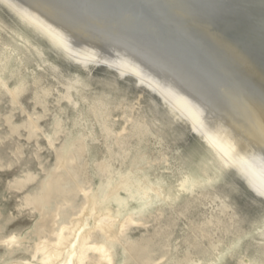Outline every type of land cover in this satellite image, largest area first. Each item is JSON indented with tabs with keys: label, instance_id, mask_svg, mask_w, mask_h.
Returning a JSON list of instances; mask_svg holds the SVG:
<instances>
[{
	"label": "rangeland",
	"instance_id": "obj_1",
	"mask_svg": "<svg viewBox=\"0 0 264 264\" xmlns=\"http://www.w3.org/2000/svg\"><path fill=\"white\" fill-rule=\"evenodd\" d=\"M81 246L80 264H264V201L152 93L0 5V264Z\"/></svg>",
	"mask_w": 264,
	"mask_h": 264
},
{
	"label": "water",
	"instance_id": "obj_2",
	"mask_svg": "<svg viewBox=\"0 0 264 264\" xmlns=\"http://www.w3.org/2000/svg\"><path fill=\"white\" fill-rule=\"evenodd\" d=\"M16 1L25 5L27 3V0H0V5L45 39L66 60L83 68L104 67L118 77L132 79L137 86L152 93L163 106L167 115L174 121L184 123L189 131L199 138L208 155L216 160L215 148L208 143L205 130L201 127H198V130L195 129L191 124L190 117L179 113V110L176 109L177 97L183 94L180 89L181 82L178 81L177 76L165 70L160 69L159 71V68L156 69L145 61L138 60L134 54L126 52L121 47L104 45L105 47L91 48V45L82 44L87 39L85 34L76 30L72 23L54 18L59 27L64 25L67 27L66 30L77 34V37H75L76 34L66 35L68 39H64L58 44L52 40L49 34L53 33V36H57L61 33L60 30H48L49 34L43 32L36 26L38 23L22 17L24 9L18 7L20 5ZM85 1L84 4L98 3L102 11L112 8L116 14L123 10L133 12L136 10L134 18L137 17L139 23H142L144 28L147 27V30L149 29L151 37L138 31L135 34L142 38H154L155 41L164 42L158 41L160 45L164 44L171 49V52L168 50L170 52L168 54L174 60V64L183 61L179 55L182 53L195 69L204 73L208 80L215 82V89L218 90V84L239 86L245 92L252 93L264 102V0ZM100 10L96 12L98 15ZM78 11L84 15L88 14L85 8L80 7ZM33 18V20L41 21L38 16ZM174 48L179 50V54L175 55L177 52L175 53ZM89 51L100 59L86 60L89 59L85 56L89 54ZM132 60H136V64ZM127 61L133 62V69H126L122 66ZM167 66L172 68L170 64ZM134 69L141 73V77L135 74ZM178 72L180 74L179 70ZM145 80L148 82H144ZM184 80L187 84L191 83L187 79ZM202 119L206 120V117L202 115ZM258 153V156L251 157L252 155H250L249 158H237L235 164L221 163L220 167L224 173H231L247 190L264 201V193L261 192V189H264L262 186L264 185V152ZM250 168L253 169V172ZM245 170L249 171L247 175L244 174Z\"/></svg>",
	"mask_w": 264,
	"mask_h": 264
},
{
	"label": "bare ground",
	"instance_id": "obj_3",
	"mask_svg": "<svg viewBox=\"0 0 264 264\" xmlns=\"http://www.w3.org/2000/svg\"><path fill=\"white\" fill-rule=\"evenodd\" d=\"M84 1L27 0L26 5L19 1L16 2L20 5L18 7L24 9L22 17L38 23H35L36 26L43 32L48 33V30L59 29L61 33L57 36H53V33H48L52 40L58 44L62 40L68 39L66 35H75L76 33L66 30L67 27H64V25L59 27L54 18L62 19L66 23H72L76 30L85 34V38L88 40L86 39L82 44L91 45V48L104 45L121 47L126 52L134 54L138 60H143L156 69L159 68V71L160 69L165 70L177 76L178 81L181 82L180 89H182L183 94L177 97L178 104H175L177 107L175 108L179 110V113L190 117L191 124L195 129L201 127V129L205 130L208 143L215 148L217 153H215L217 156L216 160L211 158L219 169L222 170L220 167L221 163L235 164L237 158H247L250 155H252L251 157L258 156V152H264V102L260 98L252 95V93L245 92L239 86L236 87L231 84H218V90L215 89V82L208 80L204 73L195 69L184 55L181 52L179 54V50L175 48V53L177 52L175 55L179 54L183 61L174 64V60L168 54L171 49L164 46V44L160 45L158 43V41L160 43L164 42L161 40L155 41L154 38H142L135 34L138 31L151 37L149 36L151 35L148 31L149 29L147 30V27L144 28L137 17L134 18L133 15L136 10L134 12L123 10L116 14L112 8L105 11L100 10L98 3L95 4L96 2H93L97 0H88L93 2L89 4H84ZM80 7L82 9L85 8L88 14L80 13L78 11ZM99 10L98 15L96 12ZM34 16L40 17L39 19L42 22L33 20ZM75 37H77V34ZM88 53L85 56L89 59L86 60L100 59L98 56H93L90 51ZM132 61L136 64V60ZM168 64L172 65V68L167 66ZM122 66L126 69H133V62L127 61ZM134 72L138 77H141V73L137 69ZM183 78L194 84H187ZM144 82L148 81L145 80ZM202 115L206 117V120L202 119ZM252 168L250 170L253 172ZM247 172L249 173V171L245 170L244 174L247 175ZM261 190L264 193V189ZM83 247L81 246L79 251L76 248L70 252L69 262L75 256L79 264L83 261L85 257Z\"/></svg>",
	"mask_w": 264,
	"mask_h": 264
}]
</instances>
